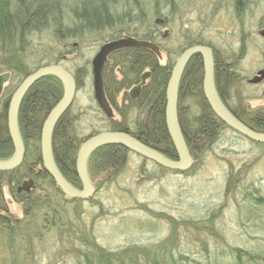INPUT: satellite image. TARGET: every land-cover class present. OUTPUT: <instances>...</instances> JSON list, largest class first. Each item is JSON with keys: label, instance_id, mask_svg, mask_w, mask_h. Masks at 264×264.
Here are the masks:
<instances>
[{"label": "rangeland", "instance_id": "rangeland-1", "mask_svg": "<svg viewBox=\"0 0 264 264\" xmlns=\"http://www.w3.org/2000/svg\"><path fill=\"white\" fill-rule=\"evenodd\" d=\"M141 2L143 13L132 0L131 14L138 17L137 24L142 28L157 20L166 21L158 24L157 42L172 48L175 59L183 48V37L190 32L212 44L220 56L239 54L243 47L238 71L244 78H251L264 67V37L260 35L264 28V0H248L240 9H236L235 0ZM128 8L120 2L115 13L123 15ZM166 30L169 33L163 39L161 35ZM112 31L97 30L68 42L78 50L66 55L65 67L71 72L84 65L89 69L70 108V114L76 116L75 134L80 139L108 130L105 114L93 99L91 60ZM31 39L28 55L33 56L27 58L31 66L43 52H47L45 58L51 59L59 51L70 50L49 32ZM159 57L161 63L166 61L164 51ZM9 85L10 81L5 84ZM237 93L248 98L251 107L264 105V83L255 86L239 82L234 85L233 96ZM236 99L230 101L232 106L238 104ZM114 118L119 119L115 110ZM102 176L97 173L92 177L91 173L95 182ZM231 176L237 178L236 187L227 194ZM256 187L264 196V147L226 127L195 170L181 173L162 169L129 152L115 180L101 186L93 200L81 206V220L75 224L90 230L95 244L110 251L128 250L130 262L165 263L174 258L176 264H236L238 250L256 256L242 255L244 264H264L260 256L264 254V207L256 205L250 196ZM7 195L6 192L9 200ZM9 208L14 217H23L20 204L10 201ZM43 225L44 221H33L37 237L20 241L15 251L8 246L7 237L1 238L0 264L83 263V253L91 248L81 237L70 236L69 226L61 235L59 227Z\"/></svg>", "mask_w": 264, "mask_h": 264}, {"label": "trees", "instance_id": "trees-1", "mask_svg": "<svg viewBox=\"0 0 264 264\" xmlns=\"http://www.w3.org/2000/svg\"><path fill=\"white\" fill-rule=\"evenodd\" d=\"M131 1L0 0V74L3 72L11 73L10 85L5 88L1 98L0 160L9 159L14 153L7 128V112L10 98L17 86L25 77L41 66L61 64L65 67L63 63L68 60L66 55L78 50L75 44H68L70 40L106 28L113 31L103 42L123 36H132L158 44L167 56L166 61L161 63L159 55L155 52L135 47L120 49L109 56L103 70L104 89L106 98L115 112L118 113L119 119L105 117L108 130L131 134L167 158L177 159V153L169 136L165 119L166 86L175 63L174 52L172 48H165L157 42L158 37H160V26L156 22H151L146 28L137 24L138 17L131 14L133 11ZM133 1V5L140 7L141 13H143L141 0ZM120 2L129 7L123 15L115 13ZM128 14L130 16L125 17ZM42 32L52 33L58 42L68 45L70 50L59 51L51 59L50 57L45 58L44 55L47 52H43L31 66L27 62V58L33 56V54L28 55L32 49L30 46L33 44L31 38L38 33L42 34ZM199 38L193 37L190 32L187 33L183 37V48L180 52L194 44H205V40ZM215 64L214 78L223 102L240 121L251 129L264 133V107L253 109L246 103L243 105L242 101L239 103L240 110L233 108L229 104L227 96L229 89L237 83V77L233 74L234 66H228L229 76L225 78L221 73L223 72L222 65L217 61ZM146 71L150 72V76L142 86L140 96L131 100L129 90L140 84L141 76ZM72 74L77 86H80L89 74V69L85 65L80 66ZM203 75L202 57L195 54L187 62L182 72L178 90L179 124L193 161L192 167L186 171L200 167L205 153L219 140L223 130L227 127L211 110L204 97ZM63 92L62 81L56 76L47 75L37 80L25 93L18 111V125L25 147L22 164L33 162L36 165H42L40 139L43 123L49 112L62 98ZM120 95L124 101H128L130 104L119 105L116 99ZM75 123L76 116L71 115L70 108H68L54 127L52 149L55 162L64 178L73 186L80 188L81 183L76 174V157L81 143L90 135L86 138H78L75 134ZM98 132L95 131L94 133ZM257 144L264 147V144ZM129 152L121 145L106 144L96 148L89 155L87 170L96 192L104 184L115 180L126 165ZM159 167L166 169L162 166ZM44 173L52 188L57 189L59 194L54 192L35 204L32 208V212L35 210L32 218L35 222L36 220L49 221L53 227L60 228L61 235L67 231L69 226L68 233L70 236L81 237V240L91 248L86 253L82 252L83 263L81 264H145L128 261L131 257L128 250L110 251L97 243L95 244L91 238V231L81 229L78 224H75L77 221L80 223L83 213L81 206L86 201L93 200V197L86 200L66 197L64 202L60 198L64 194L48 173L45 171ZM91 173L92 177L97 173L103 175L102 179L95 182ZM236 179L233 176L229 178L226 187L227 194L235 189ZM255 191H251V198L256 205L264 207V196H261L258 187ZM27 211L28 209L25 210V212ZM66 219L69 221L68 223ZM31 223L29 224V221L27 223L21 222L11 230L8 237V245L11 251L17 249L16 243L19 245L20 241L37 237L35 236L36 230L33 229ZM236 253V259H238L236 264H244L242 255L250 258L256 257L249 252L242 254L236 250ZM260 256L264 260V254ZM175 261L174 258H171L166 262L164 260L165 263L160 261L151 263L176 264Z\"/></svg>", "mask_w": 264, "mask_h": 264}, {"label": "water", "instance_id": "water-1", "mask_svg": "<svg viewBox=\"0 0 264 264\" xmlns=\"http://www.w3.org/2000/svg\"><path fill=\"white\" fill-rule=\"evenodd\" d=\"M157 23H164V20H157ZM168 33L169 31L166 30L163 34V38H165ZM131 47L149 49L160 55V48L156 43L144 39H138L132 36H123L101 44L98 51L91 60V73L95 101L107 118H113L114 112L112 106L106 98L104 89L103 70L105 64L112 53L120 49ZM195 54H199L202 57L204 73L202 89L204 97L206 98L211 110L229 128L233 129L249 140L264 144V133L255 131L248 127L246 124L240 121L225 105L215 85L212 49L207 45L197 44L186 48L177 57L166 86V127L174 149L177 153L176 160L167 158L160 152L141 142L138 138L126 132L111 130L100 131L86 139L78 150L76 157V174L80 180L81 187L78 188L70 184L64 178L55 162L52 149V134L57 121L61 115L71 107L75 99L77 82L74 75L64 66L61 64H50L39 67L27 77H25L17 86L10 98L7 112V126L10 139L14 147V153L8 160H0V171L12 170L19 166L24 159L25 147L18 125L19 106L28 89L37 80L47 75L58 77L64 85V92L60 101L49 112L43 123L40 139L41 160L43 167L51 175L56 185L66 196L71 198L85 199L94 195L95 188L88 174L87 161L89 155L96 148L106 144L121 145L127 150L132 151L143 158L149 159L170 170L186 171L190 169L192 167L193 161L182 134L178 118V90L182 72L187 62ZM149 76V71L144 72V74L141 76L140 84L134 86L130 90L129 94L132 99L139 96L142 86L146 83ZM9 78V72L0 74V96L3 92L5 84L9 81ZM262 79H264V69L260 70L257 75L254 76L249 82L255 84L260 82Z\"/></svg>", "mask_w": 264, "mask_h": 264}, {"label": "flooded vegetation", "instance_id": "flooded-vegetation-1", "mask_svg": "<svg viewBox=\"0 0 264 264\" xmlns=\"http://www.w3.org/2000/svg\"><path fill=\"white\" fill-rule=\"evenodd\" d=\"M247 1L248 0H235L236 9L237 8L240 9V5L245 4ZM164 23H166V21H164ZM263 30H264V28L260 32V35L262 37H264ZM162 38H163V34H162ZM163 39H166V38H163ZM206 44H207V46L211 47V49H212L214 68L216 65L215 61L219 62V64H221L223 67V69H222L223 72H221V73L223 74V76H225V78H228V76H229L228 66L233 65L234 66L233 74L235 77H237V83L236 84H239V82L242 83L243 81L244 82L246 81L248 84L255 85V86L264 83V79H262L260 82L255 83V84L249 82L254 76L257 75V73L260 70L264 69V67L258 69L256 71V73L251 78H244L243 76L240 75V73L238 71V65L240 63L241 58L239 55H240V53H242L244 51L243 47L239 48V50H240L239 54L233 53V54L228 55V53H227V55H225V56H220L219 52L214 48V46L212 44H210L209 42H205L204 45H206ZM214 74H215V71H214ZM10 79H11V73H10L9 81H10ZM214 80H215V78H214ZM215 85H216V81H215ZM225 85H226V83H225ZM5 88H6V86L4 87L3 92L0 96V108H2L1 107V105H2V99L1 98L3 97V94L5 92ZM216 89H217V87H216ZM233 90H234V87L229 89V91H228L229 94L227 96V99L229 100V104L231 105L230 101L233 98L234 99L237 98L236 100H237L238 104L235 106H232V105L231 106L233 108H238V110H240L241 106H239L240 105L239 103L243 101V105H245L244 103L247 104L250 102V100L248 98L244 97L242 94H241L242 95L241 96L240 93H237L236 97H235V95L233 96ZM217 91H218V89H217ZM140 94H141V92H140ZM140 94H139V96H140ZM138 97H136L134 99H137ZM259 107H264V105H260ZM259 107H252V108L257 109ZM7 128H8V126H7ZM9 137H10V135H9ZM144 159L149 160L146 158H144ZM1 161H4V160H1ZM149 161H151V160H149ZM22 163H23V161H22ZM22 163L12 170L0 171V231H1L0 233H1L2 238L7 237V239H6L7 244H8V237L10 236V232L13 228L17 227L19 224H21V222L25 223L26 221H29V224H30L32 221H34L32 217L35 214V210L32 212V208L35 204H38L39 201L41 202L42 199H46L47 196L52 195L54 192L59 194V191L55 188H52L50 182L47 180L46 174L44 173V171L47 172V170L43 167V163H42V165H36L33 162H28L26 164H22ZM48 175L51 177V175L49 173H48ZM52 180H53V178H52ZM6 192L8 193L7 196H9V200L6 198ZM66 197H68V196H66L65 194L63 195V197L60 196L61 200L64 202H65ZM86 199H88V198H85L83 200H86ZM10 201L12 203L15 202V203L21 205L22 211H23V217L22 218L14 217V215L12 214V212L10 211V208H9ZM26 209H28L27 212H25ZM25 214H27V215H25ZM28 218H29V220H27ZM31 226H33V222L31 223ZM47 226H51V223L49 221H44L43 227H47ZM35 238L36 237H34L31 240H34ZM18 247H19V245H18V243H16V248H18Z\"/></svg>", "mask_w": 264, "mask_h": 264}, {"label": "bare ground", "instance_id": "bare-ground-1", "mask_svg": "<svg viewBox=\"0 0 264 264\" xmlns=\"http://www.w3.org/2000/svg\"><path fill=\"white\" fill-rule=\"evenodd\" d=\"M93 99L95 100L94 92H93ZM130 99L133 100L131 97H130ZM116 100H117V102H118L119 105H126V104L129 105V104H130L128 101H124L123 98H122V96H118ZM95 134H97V133H94V134H91L90 136H89V135H88V136L91 137L92 135H95ZM89 137H87V138H86V137H83V138L88 139ZM86 139H85V140H86ZM85 140H84V141H85ZM84 141H83V142H84ZM83 142H82V143H83ZM82 143H81V144H82ZM80 146H81V145H80ZM79 148H80V147H79Z\"/></svg>", "mask_w": 264, "mask_h": 264}]
</instances>
